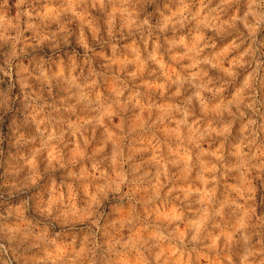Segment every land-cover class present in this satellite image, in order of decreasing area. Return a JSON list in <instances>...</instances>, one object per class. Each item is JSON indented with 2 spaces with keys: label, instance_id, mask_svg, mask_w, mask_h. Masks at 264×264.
<instances>
[{
  "label": "clouds",
  "instance_id": "1",
  "mask_svg": "<svg viewBox=\"0 0 264 264\" xmlns=\"http://www.w3.org/2000/svg\"><path fill=\"white\" fill-rule=\"evenodd\" d=\"M0 264H264V0H0Z\"/></svg>",
  "mask_w": 264,
  "mask_h": 264
}]
</instances>
